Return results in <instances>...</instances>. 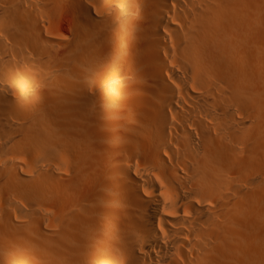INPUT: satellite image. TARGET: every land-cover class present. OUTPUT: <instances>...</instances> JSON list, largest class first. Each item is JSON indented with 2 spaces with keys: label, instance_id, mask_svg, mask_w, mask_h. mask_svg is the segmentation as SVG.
<instances>
[{
  "label": "bare ground",
  "instance_id": "obj_1",
  "mask_svg": "<svg viewBox=\"0 0 264 264\" xmlns=\"http://www.w3.org/2000/svg\"><path fill=\"white\" fill-rule=\"evenodd\" d=\"M0 264H264V0H0Z\"/></svg>",
  "mask_w": 264,
  "mask_h": 264
},
{
  "label": "rangeland",
  "instance_id": "obj_2",
  "mask_svg": "<svg viewBox=\"0 0 264 264\" xmlns=\"http://www.w3.org/2000/svg\"><path fill=\"white\" fill-rule=\"evenodd\" d=\"M63 4H64V0L62 1V0H56V5L59 7V8H62L63 7ZM68 17H69V15L68 14H65V13H62V14H59L58 16H56L52 21H51V23H50V26H49V32H51V33H53V34H57V33H63V34H65L66 32H67V30H68V27H69V20H68ZM32 195L35 197V198H39V199H45L47 196H46V190L43 188V187H41L40 185H36L35 184V186L33 187V191H32ZM44 208L43 209H40V211H38L34 216H33V224L35 225V226H38V227H46L47 226V203H45L44 204ZM239 230V229H238ZM241 230H243V229H241ZM246 229H244V231H243V233L244 234H247V236H249V237H251V233L250 234H248L249 232L248 231H245ZM249 230V229H248ZM248 237V239L249 240H251L250 238ZM248 239H246V241L245 240H241L240 242H242V243H244V242H246V244L244 245V244H242V245H238L239 247H238V249L237 250H239V251H237V252H239V253H237L236 251H235V253H237V256H236V254H235V256L237 257V260H238V258L240 259V257H244V256H246V258L248 257L249 258V256L248 255H250L249 253H248V251L247 250H243L242 251V249L241 248H245L244 246H249L248 245V243H250L249 242V240ZM248 242V243H247ZM251 242H252V240H251ZM241 244V243H240ZM242 246V247H241ZM241 247V248H240ZM240 248V249H239ZM246 252V253H245ZM246 255H245V254ZM244 254V255H243ZM234 255H232L231 257H233ZM235 256L233 257V258H231V262L235 259L236 260V258H235ZM245 258V257H244ZM245 258V259H246ZM235 260L233 261V262H235ZM236 260V261H237ZM240 260H244L243 258H241ZM239 260V261H240ZM232 262V263H233Z\"/></svg>",
  "mask_w": 264,
  "mask_h": 264
}]
</instances>
